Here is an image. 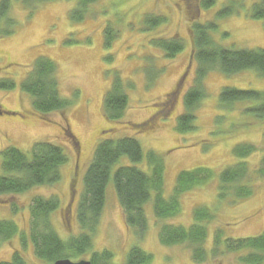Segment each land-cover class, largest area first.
I'll list each match as a JSON object with an SVG mask.
<instances>
[{"label":"rangeland","instance_id":"1","mask_svg":"<svg viewBox=\"0 0 264 264\" xmlns=\"http://www.w3.org/2000/svg\"><path fill=\"white\" fill-rule=\"evenodd\" d=\"M10 1L8 17L13 19L15 27L12 34L0 36V79L11 77L15 87L8 91L0 89V107L5 111L0 113V152L4 147H15L29 153L33 142L47 140L64 150L67 162L61 168L58 184L0 196L18 205L16 210L10 204H0V220H12L17 225V233L0 242V261L8 260L14 251H19L28 264H52L35 256L28 238L29 205L33 196L58 197L59 207L52 213L51 223L61 239L81 232L75 207L83 193V177L94 147L103 138L133 135L144 153L142 162L135 165L143 169H146L147 152L162 156L165 197L171 194L176 176L182 170L207 167L217 176L228 165L240 161L232 153L238 143L256 146L244 159L251 170L262 165L264 119L244 113L243 108L250 101H237L225 108L219 100L224 87L264 91V77L254 69L233 75L208 72L203 79L208 94L194 110L197 128L183 134L175 129L177 116L184 111L183 95L193 85L197 66L189 24L213 20L217 24L212 31L213 39L222 46L264 48V20L250 16L252 0H216L208 9H201L198 0H98L88 7L80 22L70 18L75 0L35 3L31 9L18 0ZM224 8L231 13H221ZM146 14L162 16L166 22L145 32L142 21ZM108 24L115 28L116 37L110 47H105L103 29ZM159 35L180 37L184 44L182 52L174 59H167L161 50L149 44V39ZM108 54L111 60L106 58ZM40 56L57 64L59 91L63 97L72 98L77 92L66 112H54L47 118L37 114L31 98L20 88L32 61ZM117 71L129 86L128 105L123 118L112 122L104 117L102 99ZM163 102L168 108L164 117L154 121L149 129L134 134L128 122L148 120L157 108L163 107ZM66 127L73 136L72 141L65 136ZM129 163L122 156L114 169ZM0 175H3L1 153ZM255 183L254 196L234 203L230 199H218L214 177L185 192L177 215L165 219L154 216L150 200L145 206L148 228L139 238L126 228L110 181L100 221L93 233L91 252L110 250L113 264L123 263L132 246L152 255L149 264H241L240 252L220 258L210 255L197 263L191 259L186 245H163L157 235L163 223L189 226L193 222L192 211L199 205L207 206L216 216L207 224L204 244L207 249L212 247L217 228L223 238L261 234L264 231V177L256 175ZM89 256L87 253L79 258Z\"/></svg>","mask_w":264,"mask_h":264},{"label":"trees","instance_id":"2","mask_svg":"<svg viewBox=\"0 0 264 264\" xmlns=\"http://www.w3.org/2000/svg\"><path fill=\"white\" fill-rule=\"evenodd\" d=\"M18 1L29 8L35 3L50 0ZM75 1L76 4L70 11V18L73 22H80L85 17L88 7L98 0ZM215 2L216 0H198V6L201 9H208ZM10 7V0H0V36L12 34L14 30L15 22L8 17ZM250 9L252 18L264 20V0H252ZM221 13L229 14L231 10L224 8ZM164 22L166 21L162 16L146 14L142 21L143 30L151 31ZM216 28L217 24L213 20L203 23L194 21L189 24L193 58L197 66L193 85L183 95L184 111L176 119L175 129L180 134L197 128L194 110L208 94L203 82L208 72L220 71L233 75L246 69H254L264 77V48L222 46L213 39L212 31ZM103 30L104 46L110 47L116 37V30L110 24ZM149 44L161 50L167 59H174L184 47L182 39L176 35L154 36L149 39ZM106 58L111 60V54ZM14 87L15 81L11 77L0 79V89L8 91ZM20 88L22 93L31 98L32 108L44 118L54 112H66L77 94L75 92L69 99L60 94L57 64L45 56L37 57L32 61ZM128 88L119 72H115L102 99L103 114L108 121L115 122L123 118L128 105ZM219 100L220 106L225 108H229L237 101H250L252 103L243 108L244 113L256 119H264L262 90L224 87L219 93ZM166 109L168 108H165L164 104L163 107L157 108L148 120L128 122V126L134 134H139L149 129L154 121L163 118ZM64 132L72 141L73 136L67 127L64 128ZM255 150L256 146L253 144H236L232 153L240 161L228 165L217 176L207 167L180 171L171 194L165 197V164L162 156L152 151L147 152L146 169H143L135 165L142 162L144 153L139 141L133 135L103 138L94 147L91 161L83 177V193L75 207V219L81 232L66 240L61 239L51 223V215L59 207L58 197L33 196L29 205L28 229L33 252L37 258L47 263L65 258L76 260L79 256L88 253L91 264H112L113 255L110 250L91 252L93 233L100 221L110 181L113 183L122 209L126 228L140 238L148 228L145 206L150 200L153 214L157 219L175 216L180 210L181 196L195 187L204 185L214 177L217 180L219 200L230 199L235 203L254 196L257 189L256 183L253 184L256 175L264 177V158L262 165L256 170H251L244 159ZM0 153L3 171V175H0V196L23 193L35 186L58 184L61 180V168L67 162L64 150L47 140L33 142L29 153L15 147H4ZM122 156H126L131 163L114 169ZM0 204H10L12 209H18V205L13 201L6 202L0 199ZM192 218L193 222L189 226L161 224L157 235L159 242L163 245H186L190 248L191 259L197 263L207 260L210 255L220 258L225 254L240 252L238 258L241 264H264V231L257 236L233 239L223 238L221 230L217 228L212 237V247L207 249L204 245L208 236L207 224L212 223L216 216L207 206L199 205L194 207ZM16 233L17 225L14 221L0 220V242ZM23 239L24 236L21 235L22 244L25 241ZM151 256L138 246H132L126 255V263L149 264ZM0 264L28 263L19 251H14L8 260H1Z\"/></svg>","mask_w":264,"mask_h":264},{"label":"water","instance_id":"3","mask_svg":"<svg viewBox=\"0 0 264 264\" xmlns=\"http://www.w3.org/2000/svg\"><path fill=\"white\" fill-rule=\"evenodd\" d=\"M52 264H91V263L87 259H79V260L73 261L69 258H65V259H57Z\"/></svg>","mask_w":264,"mask_h":264},{"label":"flooded vegetation","instance_id":"4","mask_svg":"<svg viewBox=\"0 0 264 264\" xmlns=\"http://www.w3.org/2000/svg\"><path fill=\"white\" fill-rule=\"evenodd\" d=\"M1 112L4 113V110L0 107V113H1ZM79 259H80V258H79ZM87 259H88L89 261H91V260H90V257L87 258ZM90 263H91V262H90ZM112 264H113V263H112ZM121 264H127V263H126V257H125V260L123 261V263H121Z\"/></svg>","mask_w":264,"mask_h":264}]
</instances>
